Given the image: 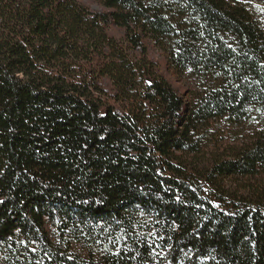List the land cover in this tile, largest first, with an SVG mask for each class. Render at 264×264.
Segmentation results:
<instances>
[{
    "label": "trees",
    "instance_id": "obj_1",
    "mask_svg": "<svg viewBox=\"0 0 264 264\" xmlns=\"http://www.w3.org/2000/svg\"><path fill=\"white\" fill-rule=\"evenodd\" d=\"M96 1L0 0V264H264V0Z\"/></svg>",
    "mask_w": 264,
    "mask_h": 264
},
{
    "label": "rangeland",
    "instance_id": "obj_2",
    "mask_svg": "<svg viewBox=\"0 0 264 264\" xmlns=\"http://www.w3.org/2000/svg\"><path fill=\"white\" fill-rule=\"evenodd\" d=\"M81 3L86 5L92 11H103L104 9L100 6V4L96 0H79ZM254 7L258 10L260 15L262 24L264 25V5L254 1ZM109 33L115 36L118 39H121L123 36V32L120 29L115 27L109 28ZM150 57L159 64L160 73L170 82L172 85L179 89L182 93L186 90H195L197 89V84L195 80L189 78L188 76L179 77L177 76L171 69H169L167 64L166 56L163 52L156 49L153 45L149 46ZM225 134H223V138H221V142L219 146L215 149L210 148L209 151H220L218 153H224L225 157L230 155L231 148L237 147L240 148L244 145L245 140L250 138L253 134L251 126H244L238 128H225ZM211 158L212 156L208 154ZM229 187H232L234 190H238L240 193L247 194L248 187L255 184L264 183V177L261 176L259 178H241L236 177L228 182Z\"/></svg>",
    "mask_w": 264,
    "mask_h": 264
}]
</instances>
